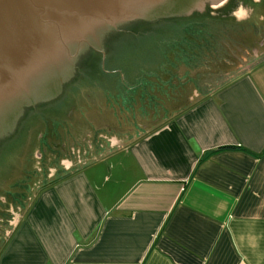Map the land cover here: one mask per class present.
Returning <instances> with one entry per match:
<instances>
[{
    "label": "crops",
    "instance_id": "0c3cea01",
    "mask_svg": "<svg viewBox=\"0 0 264 264\" xmlns=\"http://www.w3.org/2000/svg\"><path fill=\"white\" fill-rule=\"evenodd\" d=\"M199 51L99 70L103 119L4 192L0 264H264V57L211 86Z\"/></svg>",
    "mask_w": 264,
    "mask_h": 264
},
{
    "label": "water",
    "instance_id": "95a60500",
    "mask_svg": "<svg viewBox=\"0 0 264 264\" xmlns=\"http://www.w3.org/2000/svg\"><path fill=\"white\" fill-rule=\"evenodd\" d=\"M220 1L0 0V139L25 107L57 96L91 50L103 60L118 30Z\"/></svg>",
    "mask_w": 264,
    "mask_h": 264
},
{
    "label": "rangeland",
    "instance_id": "374dc122",
    "mask_svg": "<svg viewBox=\"0 0 264 264\" xmlns=\"http://www.w3.org/2000/svg\"><path fill=\"white\" fill-rule=\"evenodd\" d=\"M224 1L227 0H221L219 4ZM211 3L207 2L202 8L191 10L190 13L164 16L152 22L141 19L130 31L118 30L107 42L103 60L100 51L91 50L87 57L74 67L73 77L62 83L61 91L57 96L34 106L25 107L24 115L16 129L14 128L12 133L3 138L0 145V201H4L3 198L6 197L4 192L10 190L9 186L13 182L25 179L41 132L47 133L55 129L63 134L65 129L71 132L75 127L88 131V122L103 119L93 111L95 104L100 103L102 106L104 103L101 96L103 91H97L99 87L103 89L104 86H95L104 82L103 79L97 80L98 77L93 75L96 72L93 70L95 62H101L103 68L109 70L119 68L122 61H126L123 58L133 57L135 53L148 52L147 54L151 55L153 52H166L174 48H179L183 52L200 49L201 58L203 55L207 56L209 85L224 83L244 71L249 60L252 59V47L262 34L259 28L261 26L247 35L243 28L245 26L236 19L242 18L245 11L242 9L244 12H239L233 0H230L226 6H221L222 10ZM226 13L228 15H225ZM259 15L264 16V13H257L255 23ZM170 18H183L180 22L185 26L173 27L168 37L157 36L155 39L148 37L154 26L158 30V26L165 24L163 20ZM137 61L140 65L143 60ZM152 62L148 65L150 66ZM136 65L138 64H134ZM95 90L97 99L93 101ZM52 107H56V111L48 112L47 110ZM43 142L44 144L48 142V138H44Z\"/></svg>",
    "mask_w": 264,
    "mask_h": 264
},
{
    "label": "flooded vegetation",
    "instance_id": "af4514ba",
    "mask_svg": "<svg viewBox=\"0 0 264 264\" xmlns=\"http://www.w3.org/2000/svg\"><path fill=\"white\" fill-rule=\"evenodd\" d=\"M230 0L221 2L220 4H215L213 3V6L215 7H220V9L222 10L223 8L221 6H226L229 3ZM224 3V4H223ZM232 3V2H231ZM246 3V4H244ZM233 4L236 6V9L240 12V11H245V14L243 15L242 18H236L237 21H239L240 23H242V26H245L243 28H245L246 34H250L253 31L255 32L257 29L260 28V38L258 39V41L256 42L255 46L252 47L251 50V54H252V59L249 60V63L247 64V67L252 65L253 63H255V61L261 59L262 57H264V16H258L257 18V23L254 22V19L256 18L257 13H264V0H233ZM243 9V10H242ZM243 11V12H244ZM225 15H228L227 13ZM224 16V15H223ZM235 16V15H234ZM261 26V27H259ZM259 27V28H258ZM246 67V68H247ZM74 72V71H73ZM99 72V70H96V72H94V76L96 75L97 77H100L99 75H97ZM62 86V85H61ZM51 99V98H50ZM50 113H54L56 111V107H52L49 110H47ZM24 115V111L22 112L21 116L18 118V120L16 121L15 124V129L17 127V124L19 123L21 117ZM31 117V116H30ZM34 117V116H33ZM32 117V118H33ZM31 118V119H32ZM66 130V129H65ZM43 132H41L39 135V140L37 143V147H41L42 151H45L44 148L46 146V143L44 144L43 140L44 138L47 137V133H44V136L41 138V134ZM49 144H52L51 142ZM54 158L52 156H45L44 159H37L35 156H33V161L30 162V167L32 168L34 175L36 176V178L34 179V181L38 180V177L41 176V169L49 164H52ZM34 176V177H35ZM33 181V179H32ZM4 204H2L0 202V214H7V215H14V211L11 209V207L8 205H6V208L3 207ZM1 219V217H0ZM12 220L10 219H6V221H1L0 220V228L5 226H11L12 224Z\"/></svg>",
    "mask_w": 264,
    "mask_h": 264
},
{
    "label": "trees",
    "instance_id": "16d2710c",
    "mask_svg": "<svg viewBox=\"0 0 264 264\" xmlns=\"http://www.w3.org/2000/svg\"><path fill=\"white\" fill-rule=\"evenodd\" d=\"M183 18H170V19H164L163 21H165V24H162L160 26H158V30H156L155 26H154V30H151V33H149V38L150 39H155L157 36L158 37H168L171 35V30L174 29L173 27H182L185 26L184 23L180 22L182 21ZM157 34V35H156ZM152 37V38H151ZM121 52V50L119 51V53ZM102 63L97 61L95 62V64L93 65V70H100L101 68H103V65H101ZM91 69V67H90ZM2 139H0V145H1ZM8 145V144H7ZM6 145V147H7Z\"/></svg>",
    "mask_w": 264,
    "mask_h": 264
}]
</instances>
